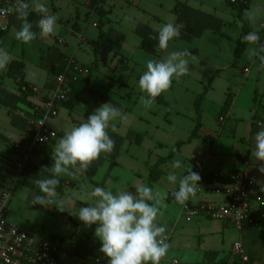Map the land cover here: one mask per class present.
<instances>
[{
  "label": "rangeland",
  "instance_id": "rangeland-1",
  "mask_svg": "<svg viewBox=\"0 0 264 264\" xmlns=\"http://www.w3.org/2000/svg\"><path fill=\"white\" fill-rule=\"evenodd\" d=\"M2 1L6 0H0ZM88 1L90 3L86 5V0H46L49 13L58 17V27L51 36L52 43L47 41L48 38L39 35V29L36 27L37 18H28L33 24L37 38L27 44L17 40L15 31L20 29L22 21L17 19V14H14L11 28L5 33H0V49H4L9 54L10 62L15 59L24 60L28 79L39 86L45 84L47 80H54L49 72L53 62L52 53H74L78 61L91 68L94 88L99 91L113 90L123 95L126 99L123 105L133 109L132 115L123 110L127 114L123 125L132 124L137 129L148 132L150 138L147 142L153 147L151 156L153 176L159 171V166H154L157 159L171 153L172 148L180 141L184 143L180 147L182 152L176 154V160L181 161L182 167L184 161L190 163L192 156H202L203 152L207 151L211 138L191 136L199 120L201 126L206 127L205 132L219 131L218 118L229 96L234 99L236 117L242 125L241 131L244 130L245 124L250 123L255 110L260 115H264V70L258 71L259 62L249 58L248 49L253 45L246 43L242 54L240 56L235 54L244 31L249 26L256 28L263 12L255 23H249L244 17L245 12L243 18H240L237 7L228 0H132L131 2L106 0V8L103 7L104 4L99 7L102 12L93 11L90 15L88 11L92 0ZM161 1L165 6L166 18L171 17V10L178 5L179 12L184 14L182 21L185 31L184 35L169 42L166 51H157L153 54L140 48L143 35L136 30L139 29L141 21L147 18L142 8L151 3L160 4ZM10 2L13 6L15 0ZM32 3L33 0H28L29 14L33 12L39 15L32 11ZM262 5L264 0H254L249 10L261 8ZM94 23H97V26ZM101 33L105 34L102 38H100ZM80 35H83L84 41L80 40ZM60 39L64 42L59 41ZM183 49H189L198 57L195 63L190 64L189 74L181 77L179 81L173 78L170 89L157 97L154 104L146 109L140 103V96L147 94L142 93L138 87L139 77L146 71V61L151 58L160 59L168 52ZM246 66L250 68L248 74L244 72ZM5 71L6 69L0 70V80L7 85L15 86V82L6 75ZM10 90L18 97L21 96L18 89ZM199 97L202 99L200 106L197 107L196 102ZM3 99L6 105L0 109V124L8 128L9 121L16 118V113L22 115L25 112L20 108H26L21 102L14 104L11 99L8 100L6 97ZM35 105L36 103L34 107ZM136 114L144 115L148 122L139 123L135 118ZM231 123L230 120L226 132L230 131ZM73 127L70 124L67 131ZM0 135L2 148L16 151L17 144L21 141L9 142L4 135L1 133ZM221 137L225 155L222 158L216 157L217 161L223 159L228 167H232L236 163L238 154L232 150L230 141L239 142V140L226 134ZM190 139L191 142H188ZM159 142L164 143L162 148L158 146ZM14 158L13 153L9 152L4 159L9 172L7 175L0 169L1 196L2 192H10L6 209L7 219H17L18 223L13 222L22 229L64 247L63 236L72 237L77 230L72 225L74 222L80 223V220L76 216L72 220L68 211L52 213L54 206L33 205V196H31L33 188L31 186L23 188L17 184L18 174L13 163ZM181 168L177 169L178 172ZM75 195L77 199L82 198L83 201L87 198V195L81 196L77 192ZM68 203L64 202L65 207L74 213L81 207L80 202L71 205ZM91 256L89 255L88 258H92Z\"/></svg>",
  "mask_w": 264,
  "mask_h": 264
},
{
  "label": "crops",
  "instance_id": "crops-1",
  "mask_svg": "<svg viewBox=\"0 0 264 264\" xmlns=\"http://www.w3.org/2000/svg\"><path fill=\"white\" fill-rule=\"evenodd\" d=\"M128 1L131 2L132 0ZM253 1L254 0H252L247 10L250 9ZM26 3H28V0H26ZM89 3L90 2L86 0V5ZM102 4H104L103 7L106 8V0H101L100 6H102ZM164 7V3L161 1L160 4L151 3L145 8H142L147 18L139 24L140 30H136L140 35H143L140 41V48H142L141 44L143 39L147 38L155 42V48L156 51H158V40L150 38L157 36V32L154 31V29L170 21L184 23L182 21L184 14L179 12L178 5L171 10V17L169 18L165 16ZM261 9H264V5L261 6ZM93 11L95 10L92 9V7L89 8L88 14L92 15ZM244 12H246V10ZM14 14L16 13L13 12L10 15L9 28L6 31L11 28ZM30 14L33 15L31 19L37 18L39 20L41 18L40 14L36 15L33 12ZM263 21L264 12L256 28L249 26L248 32L254 31L259 34ZM6 31L0 30V33H5ZM184 31L183 29L182 35H184ZM103 35L105 36V34ZM79 37L81 41H84L83 35ZM47 41L52 43V37H48ZM59 41L63 40L60 39ZM69 56L76 59L74 53H52L53 62H51L50 66H63L65 59ZM11 62H9V64ZM8 66L5 71L6 75ZM50 68L49 72L54 80H47L46 83L41 86L28 79L27 71L26 80L31 86L36 88V91L30 95L22 94L15 80L8 75L7 76L12 78L15 82V86L11 83V85H7L3 80H0V109L6 105V101L3 97H6L8 100L11 99L13 103L21 102L26 108H20L25 112L22 115L16 113V118L9 121L8 128L0 124V133L5 136L6 141L17 142L20 140L22 142V138L25 139L29 131V121L34 118V104L53 94L56 86V74H54L52 68ZM246 68H248L249 71L245 74H248L250 68L246 66L244 70ZM94 86L93 73H91L87 79L80 81V83L76 85L71 96V102L61 105L59 115L48 120L49 126L58 132L57 138L64 135L70 127V124L73 126L79 125L103 103H112L114 106L121 107L131 115L133 114L132 108L123 105V102L126 100L123 95L113 90L99 91L94 88ZM8 88L18 89L22 97L13 94ZM129 94L127 95L130 96ZM232 101L229 112L225 116L221 113L219 115L217 122L219 126L218 132L207 133L204 130L206 129L204 125L201 126V131H198L197 136L203 139L211 138V141L208 143L209 146L207 151L203 152L202 156H192L190 163L184 161V165L180 172H178V170L175 171L179 176L186 175V169L190 166L193 171H195V161L198 160L204 163L205 170L200 174L202 177L200 181L201 188L198 190L195 198H190L186 202L192 206L201 207L204 205L225 204L228 200L226 195L227 188L234 182L232 177H227V175L235 171L243 170L249 180L251 217L253 222L242 230L237 229L227 221L211 219L202 213L197 214L191 221H188L187 212L183 209V205L175 202L174 198L171 196L172 191L178 190V182L177 184H172L167 180V175L169 171L172 170L171 164L176 160V154L182 152V148L172 155L171 152L167 156H160L154 165L159 166V171L153 176V173H151L153 147L150 142H147V140L149 141L148 138H150L148 132L139 130L132 124L125 126L123 125V121L121 122L119 120L115 122L117 130L115 132L109 130L110 136L115 140L114 151L110 155L101 154V157L94 161L87 172L82 175L73 176L63 174L60 177V184L57 187L56 196L54 198H57V200H64L66 203L69 202L70 205L80 202L81 207H87V203H94L95 201V198L89 196L90 191L94 187H102L105 190L112 189L113 191L128 189L135 192L133 188L135 184L147 186L152 184L153 189H159L161 192L167 193V199L162 201L159 205L163 215H158L157 219L159 224L167 226L165 235L167 236V243L170 247L167 254L161 259L160 264H243L242 261L245 257L248 258L246 264H264V219L260 218L261 213L264 212V191L261 190L264 188V174L258 171L259 165L262 162L256 161L255 157H252L255 135L260 130L257 126V122H264V115H260L257 110H255L250 123L247 122L248 124H245L244 130L241 131L242 125L236 117L234 99H232ZM14 107L15 106H12V108ZM63 111L64 114H62ZM254 115H256V118H254ZM135 118L139 123L148 122V119L142 114H136ZM221 118L224 120H221ZM230 120L232 121V125L229 128V133L226 132V126ZM225 134L231 135V137H237L239 140V142L230 141L232 150L234 152L236 151L238 154L236 163L232 167H228L223 159L217 161L216 158H222L225 155L224 146L221 144L223 140L221 136ZM57 141L58 139H55L50 144L31 152L20 175L17 171V163L22 161L23 151L18 152L9 148L3 149L1 146L2 140H0V169L5 171L6 175L9 173L7 172L8 169L5 166L4 159L9 152L13 153L15 157L13 163L16 167V174H18L16 178L17 184L21 185L23 188L25 186H31L33 188L31 196L41 195L42 193H40L39 187L35 181L50 176L49 171L45 168H49L52 165L53 161L51 159V154L55 149ZM188 142H191V139L188 140ZM163 144L164 143L159 142L158 146L162 148ZM154 147L157 148L155 144ZM163 158H166V160L161 162ZM216 174H218V176H216ZM75 192L79 193L81 196L87 195L86 200L83 201L82 198L81 200L77 199ZM149 203L153 202L150 201ZM51 211L56 214L61 213L55 207H53ZM68 214L73 220L75 215L69 212ZM10 220L11 223L19 222L14 218ZM72 226L77 229L74 235L69 238L64 235L62 238L65 247L63 248L67 249L66 252L68 253L63 264H93L96 259H100V264H107V259L99 252L100 241L94 236L96 225H93L91 228H86L80 221V223L74 222ZM236 242H241L243 246L239 253L234 251V244ZM89 255H92V258H88Z\"/></svg>",
  "mask_w": 264,
  "mask_h": 264
},
{
  "label": "clouds",
  "instance_id": "clouds-1",
  "mask_svg": "<svg viewBox=\"0 0 264 264\" xmlns=\"http://www.w3.org/2000/svg\"><path fill=\"white\" fill-rule=\"evenodd\" d=\"M29 7L25 0H15L13 6L0 9V13L14 11L17 14V19L22 23L20 29L15 31V38L25 44L37 38L33 24L28 20ZM31 7L41 16L36 23L39 35L43 38L54 35L58 17L49 13L46 0H33ZM261 12L264 9L259 7L246 10L245 19L255 23ZM184 27L183 23L170 21L154 29L157 36L150 38L158 40V51H166L169 42L182 35ZM242 41L253 45L248 49L249 58L259 62L258 71L264 70V42L261 36L257 32H248ZM10 59L9 54L0 49V70L7 68ZM197 59L189 49L168 52L160 59H148L146 71L138 81L139 90L147 94L140 96V103L146 109L150 108L157 97L170 89L173 78L179 81L189 74L190 64ZM126 119L127 114L121 107L103 103L86 120L66 131L51 154V167L45 168L50 176L35 181L42 194L34 195L32 204L54 206L60 212L68 211L78 217L86 228L96 225L94 236L100 241L99 252L107 259V264H160L170 247L165 235L167 226L159 224L157 219L158 215H163L159 205L167 199V193L142 184L133 185L135 192L94 187L89 193L91 198H95L94 203L80 207L75 214L65 207L64 201L54 199L63 174L82 175L101 154L110 155L114 151L115 140L109 130L115 132V122ZM257 126L260 130L255 135L252 157L262 162L258 171L264 174V122H258ZM181 167V161L174 160L167 180L172 184L178 182V190L172 191L171 196L175 202L183 205L196 197L202 177L191 166L186 169V175L178 177L175 170ZM261 190L264 191V188Z\"/></svg>",
  "mask_w": 264,
  "mask_h": 264
},
{
  "label": "built area",
  "instance_id": "built-area-1",
  "mask_svg": "<svg viewBox=\"0 0 264 264\" xmlns=\"http://www.w3.org/2000/svg\"><path fill=\"white\" fill-rule=\"evenodd\" d=\"M9 7H11L10 0L0 2V9ZM10 15L11 12L0 13V30L6 31L9 28ZM94 25L97 26V23ZM260 36L264 42V21L261 24ZM248 71V68L244 70L245 73ZM91 73V68L88 65L80 63L74 57L65 59L62 71L55 75L56 86L53 94L36 103L29 131L24 141L17 144L16 151H23L22 161L17 163L19 173L23 171L31 152L57 139L58 132L49 126L48 120L57 117L61 105L71 100L73 85L87 79ZM30 89L33 92L36 91L34 86H30ZM23 91H27V88L24 87ZM221 120L224 119L221 118ZM194 170L202 174L205 170L204 163L195 161ZM227 177H232L234 180L232 185L227 188V202L223 205L201 207L185 203L183 209L187 212L188 221L202 213L211 219L227 221L239 230L253 222L249 180L245 172L243 170L235 171L228 174ZM9 200L10 192H3L0 198V264H63L67 252L62 246L38 237L7 219L6 209ZM260 218L264 219V212L261 213ZM242 248L241 242L234 244L236 253L241 252ZM247 261L248 258L245 257L242 262L246 264ZM93 264H100V259H96Z\"/></svg>",
  "mask_w": 264,
  "mask_h": 264
},
{
  "label": "trees",
  "instance_id": "trees-1",
  "mask_svg": "<svg viewBox=\"0 0 264 264\" xmlns=\"http://www.w3.org/2000/svg\"><path fill=\"white\" fill-rule=\"evenodd\" d=\"M228 1H229L230 4L235 5L237 7V9L239 11L240 18H243L244 11L249 8V6H250V4L252 2V0H228ZM100 3H101V0H92V3H91L92 9H94L95 11H98V12H102L101 9L99 10ZM32 16L33 15L30 14L29 15V18L31 19ZM247 33H248V29H246V31H244L242 37L245 34H247ZM102 37H103V33L100 34V38H102ZM242 37L239 40L238 46L236 48V52H235L236 56H240L242 54L244 48H245V44L246 43L242 41ZM141 47L145 51L150 52V53H153V54H156V52H157L156 51V48H155V42L152 41V40H150V39H147V38H144L143 39L142 44H141ZM51 68H52V71H53L54 74H57L60 71H62V66L52 65ZM7 75L10 76V77H12L15 80V82L17 83L18 88L22 92V94H24V95H30V94L34 93L32 91V89H30V86H31L30 83L26 80L27 70H26V65H25V62L24 61H22V60H13L9 64V66H8ZM0 83H1V81H0ZM78 83H80V82H78ZM78 83H76V84L73 85L72 93H73L76 85H78ZM24 87L27 88V91H23V88ZM201 99H202L201 97H199L197 99V102H196L197 103V107L200 106ZM71 100H72V98H71ZM71 100L69 102H71ZM69 102H67V103H69ZM232 102L233 101H232L231 97L229 96L226 99L225 104H224V106L222 108V111H221V114L223 116H225L229 112V110L231 108V105H232ZM198 111H199V114H200V110L199 109H198ZM254 118H256V115H254ZM200 127H201V121L199 120L197 122L196 128H195V130H194V132H193V134H192L191 137L197 136V134H198L197 132L199 131ZM183 143H184V141L178 142L172 148L171 155L174 154L175 152H177L180 149V147H181V145ZM165 160H166V158H163V159H161V162L162 161H165ZM149 187H152L153 188L152 184H150Z\"/></svg>",
  "mask_w": 264,
  "mask_h": 264
}]
</instances>
